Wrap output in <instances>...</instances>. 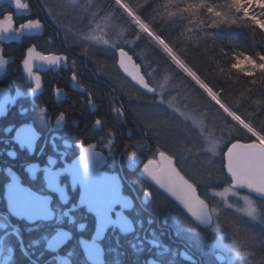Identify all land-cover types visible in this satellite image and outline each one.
<instances>
[{
	"label": "flooded vegetation",
	"instance_id": "af4514ba",
	"mask_svg": "<svg viewBox=\"0 0 264 264\" xmlns=\"http://www.w3.org/2000/svg\"><path fill=\"white\" fill-rule=\"evenodd\" d=\"M37 19L42 27L28 26ZM7 24L0 31V264H224L197 248V222L154 183L162 154L200 192L197 183L69 46L42 0H0V25ZM33 52L39 58L29 67ZM119 74L124 86L146 93Z\"/></svg>",
	"mask_w": 264,
	"mask_h": 264
},
{
	"label": "rangeland",
	"instance_id": "374dc122",
	"mask_svg": "<svg viewBox=\"0 0 264 264\" xmlns=\"http://www.w3.org/2000/svg\"><path fill=\"white\" fill-rule=\"evenodd\" d=\"M243 2L249 7L253 4V0ZM42 3L64 39L78 52H84L100 66L104 75L115 82H121L116 69L117 50L125 47L136 50L137 62L141 64L148 83L155 89L154 94L147 93V104L135 106L138 115L153 135L155 144H162L178 159L185 174L204 186L206 200L210 204L212 225L209 228L197 226V248L207 258L213 253L222 254L226 258L224 264H264V203L261 205L256 197L223 180L224 154L229 147L227 142L233 141L236 135V130L228 128L225 119L229 116L239 121L215 99L218 95L204 87L223 113L216 110L196 87H190L184 75L188 74L196 80L195 76L119 0L116 3L127 20L140 33L146 32L162 49H166L175 65H165L142 44L136 47L140 34L132 39L123 21L118 22L117 12H102L96 0H42ZM254 11L258 13L260 9L254 6ZM260 23L264 25V20ZM246 63L250 68L251 63L241 62L243 65ZM179 68L185 71L182 78L174 76V71Z\"/></svg>",
	"mask_w": 264,
	"mask_h": 264
},
{
	"label": "trees",
	"instance_id": "16d2710c",
	"mask_svg": "<svg viewBox=\"0 0 264 264\" xmlns=\"http://www.w3.org/2000/svg\"><path fill=\"white\" fill-rule=\"evenodd\" d=\"M122 1L144 24L164 41L165 45L207 87L218 95L221 101L232 112L264 137V76H258L254 80L250 75L256 68L264 69V63L257 64L255 60L248 58L256 54L264 57L263 30L255 29L247 21L242 20L240 12L234 9H228L226 0H206L209 5H216L227 9L228 19L215 24H213V21L216 18L210 15L204 8H201L199 13L195 15L190 11H185L184 9L190 0ZM96 3L99 9H102V12L116 11L118 22L121 23L123 21L122 23L127 27V31H130L129 33L132 39H135L140 34V37L135 43L136 47L142 44L144 48L152 51L160 58L165 65H175L168 57L169 54L166 49L163 48L164 51L162 46L160 44L158 45V42L156 43L153 37H148L145 34L146 32L140 33L127 20L128 18L124 16L125 14L122 8L116 3V0H96ZM69 46L72 47L70 44ZM125 48L139 61L136 50ZM79 56L85 59L92 72L98 78L107 79L113 90L125 101L128 115L140 124L142 129L147 130L136 108L138 107L137 105H143L149 102L148 95L133 86H124L122 82H115L104 75V72L100 70V66L92 62L84 52L80 51ZM242 61L251 63V67H247V63L245 65L241 64ZM243 68H247L248 72L246 73L240 70ZM117 71L119 72L118 69ZM182 74L184 75L185 71L180 68L174 71V76L177 78H182ZM184 76L189 82L190 87H196L216 110L218 109L223 113L217 104L211 100L206 89L198 81L188 74ZM102 90L111 94L108 87H105V89L103 87ZM232 119L226 116L225 120L228 128L236 130L233 141L248 142L256 139L255 135L249 129ZM147 131L149 132V130ZM148 135L150 138H153L150 132ZM224 176L223 180L230 183L231 181L225 171ZM257 201L261 205L264 203V200L261 199H257Z\"/></svg>",
	"mask_w": 264,
	"mask_h": 264
},
{
	"label": "water",
	"instance_id": "95a60500",
	"mask_svg": "<svg viewBox=\"0 0 264 264\" xmlns=\"http://www.w3.org/2000/svg\"><path fill=\"white\" fill-rule=\"evenodd\" d=\"M119 1L128 11L135 14L122 0ZM139 21L142 22L141 19H139ZM142 24L152 36L166 46L164 41H162L146 24L143 22ZM166 48L168 47L166 46ZM168 50L170 49L168 48ZM170 52L199 82H202L171 50ZM49 57L56 56L50 55ZM49 57H47L48 61ZM117 59L119 70L127 78L130 77L132 82L136 81L134 84L137 86L141 85L142 87H138L146 93H155V91L145 90L154 88L148 83L141 64L137 62L128 50L119 48L117 50ZM202 85L213 94V91L209 87L204 83ZM215 98L228 110V112L232 113L240 120V117L232 112L220 98ZM254 133L256 134V140L248 142L234 141L230 144L224 154V165L226 173L231 178L232 184L235 187L246 191L257 199L264 200V139H262L260 134ZM162 160L163 172L156 175L153 179L154 183L174 199L197 223L204 227H210L212 225V218L209 207L199 196L196 186L181 173L171 156L164 153L162 154ZM218 256L224 259L222 254H218Z\"/></svg>",
	"mask_w": 264,
	"mask_h": 264
},
{
	"label": "snow or ice",
	"instance_id": "6c2138e0",
	"mask_svg": "<svg viewBox=\"0 0 264 264\" xmlns=\"http://www.w3.org/2000/svg\"><path fill=\"white\" fill-rule=\"evenodd\" d=\"M21 0H17V3L19 4ZM227 8L228 9H234L237 12L241 13V19L247 21L251 26H253L255 29L264 30V25L260 23L261 20H264V0H260V2H256V0H253V4L251 7L248 6L246 2H243L241 0L240 3L237 2V0H226ZM254 6L258 7L260 11L257 13L254 11ZM24 8H28L29 5L24 2L23 4ZM204 8L210 15L214 16L216 19L213 21V24L228 19L227 15V9L221 8L216 5H209L207 4L206 0H190L187 7L184 9L185 11H190L192 14H198L200 9ZM245 9H247L245 11ZM29 27H36L40 28L42 27V22L39 21V19L32 22L31 25H28ZM13 25L7 24V25H0V31H8L10 28H12ZM33 56H36V58H39L35 52L32 53V55L29 56L27 63L29 64V67L31 65V60ZM250 60H255L257 64L264 63V57H262L260 54L252 55L248 57ZM65 61H67V57H63ZM243 59V57H241ZM49 62H57L56 57H49ZM2 63V61H0ZM243 72H248L247 68L240 69ZM251 77L255 80L258 76H264V69L256 68L250 73ZM130 79V77H129ZM133 83H136V81H133ZM39 86V81H38ZM141 86V85H138ZM142 87V86H141ZM146 91H155L154 89L148 88L145 89Z\"/></svg>",
	"mask_w": 264,
	"mask_h": 264
},
{
	"label": "bare ground",
	"instance_id": "6f19581e",
	"mask_svg": "<svg viewBox=\"0 0 264 264\" xmlns=\"http://www.w3.org/2000/svg\"><path fill=\"white\" fill-rule=\"evenodd\" d=\"M181 63V62H180ZM183 65V64H182ZM184 66V65H183ZM185 67V66H184ZM196 81H198L197 79H196ZM199 82V81H198ZM200 84H201V86H203L202 84H203V82H199ZM204 87V86H203ZM215 97V96H214ZM217 97V96H216ZM216 99V98H215ZM217 100V99H216ZM230 113V112H229ZM231 115H233L232 113H230ZM234 116V115H233ZM235 117V116H234ZM244 127H246V128H248L253 134H255L254 132H256L254 129H252L248 124H246L241 118H240V120L238 119V118H236ZM254 131V132H253ZM256 133H258V132H256ZM259 134V133H258ZM255 136H256V134H255ZM261 137H262V139H264V137L262 136V135H260ZM257 139V138H256ZM255 139V140H256ZM235 141V140H234ZM234 141H229V142H227L228 144L227 145H229L230 146V144L232 143V142H234ZM223 169H224V171L226 172V170H225V167H223ZM226 175H227V177L230 179V181L232 182V180H231V178L228 176V174L226 173ZM196 182V181H195ZM197 183V182H196ZM197 185L199 186V190H200V192H198V194H199V196L207 203V205H208V207H209V211H210V204H209V202L206 200V194H205V192H204V189H203V187L204 186H200L198 183H197ZM207 186V185H206ZM203 190H202V189ZM206 188V187H205ZM198 190V189H197ZM262 200V199H261ZM210 215H211V212H210ZM200 227H202V228H209V227H204V226H202L201 224H199V223H197ZM211 227V226H210Z\"/></svg>",
	"mask_w": 264,
	"mask_h": 264
}]
</instances>
